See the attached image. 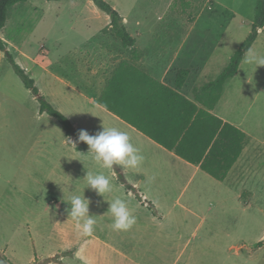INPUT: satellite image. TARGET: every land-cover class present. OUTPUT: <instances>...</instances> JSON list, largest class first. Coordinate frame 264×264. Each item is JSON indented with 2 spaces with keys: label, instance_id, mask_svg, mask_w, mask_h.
Instances as JSON below:
<instances>
[{
  "label": "crops",
  "instance_id": "obj_1",
  "mask_svg": "<svg viewBox=\"0 0 264 264\" xmlns=\"http://www.w3.org/2000/svg\"><path fill=\"white\" fill-rule=\"evenodd\" d=\"M86 1L94 5L92 0ZM172 1L175 0H169L162 13L140 12V16L131 26L128 14L119 13L127 31L134 38L132 47L124 46L114 34L109 25L110 18L106 14L104 27L58 54L55 60L50 62V69L46 73L50 81H58L70 90L81 112L93 114V124L96 128L117 127L127 132L131 143L139 148L145 157L136 169L117 165L124 179L135 188L144 203L138 200L132 191L126 189L117 179L114 170L110 169L109 173L113 178L112 194L109 193V196L103 198L95 197L94 203L88 205L89 214L96 221L93 233L88 237L105 249L102 264H176L175 261L169 263L168 258L173 247L176 246L177 252L179 251V224H171L172 220H167L172 208L162 210L163 206H160L153 195L169 193L184 177H187V180L180 186L181 190L196 176L201 178L195 187L197 191L202 187V181H207L205 191L209 195L206 202L210 210L229 208L240 212L242 218L247 213L252 222L255 218L252 208L258 202V192L264 189V126L261 102L257 103L262 88L261 82L264 81V66L255 67L246 63L247 51L237 72L219 84L215 90L200 96L194 92L195 88L215 77L205 78L204 82L199 84L200 76L204 72L206 76V73L218 67L217 76L250 33L255 2L253 6L250 5L245 15L241 12V6L239 7L243 0H232L237 3L236 8H231L232 16L239 19H236L233 29L227 33L225 32L228 29H224L220 36L211 32L210 27L202 29L198 26L203 18V26H209L206 19L222 17L224 12L215 13L211 10L214 5L220 4L219 0H199L200 4L190 10L180 9L178 6L173 9ZM206 7L211 10L209 13H204ZM7 28L9 26L5 24L0 31L4 32ZM0 38L7 43V48L21 50L7 36L0 34ZM249 49L258 56H264V26L258 30ZM119 68H123V71L117 74L118 79L137 82L132 80L130 73L137 69L174 89L199 108L234 125L248 136V143L224 180H217L198 165L180 158L101 104V96ZM182 69L188 70L189 73L183 82L176 86V73ZM35 85L37 86V83ZM114 93L122 97L116 104L123 112L135 109L142 113L143 103L130 100L128 90L117 89ZM31 100L32 110L7 92L0 91V217L20 225H28L32 218L31 213L26 210L16 211L26 209L27 207L22 206L24 203L39 201V195H36L33 187L36 183L43 185L47 178L50 179L47 170L39 171L36 166L37 122L43 119L44 114H38L36 99ZM255 102L257 106L250 114L247 106L254 105ZM44 133L46 129L40 136H45ZM75 149L81 150L77 145ZM153 176L155 179L148 182V178ZM180 195L173 200V206H179L188 213L192 212L185 204H181ZM117 196L127 202L129 209L137 217L136 224L128 231H116L111 228L113 217L108 209V202ZM147 202L151 204V208H148ZM143 212L146 216H143ZM193 215L198 216L195 212ZM199 217L201 221L192 231L193 237L197 236L199 225L205 221L203 216ZM101 222L111 223L106 230L100 228ZM209 224L211 226V222ZM166 226L169 228L165 232ZM165 233L167 240L163 239ZM241 247L244 249L247 246L243 244L236 247L237 256L242 252ZM64 249L78 260L77 264H82V248L77 249L73 244H67ZM180 253L181 251L178 255ZM164 254L169 256L166 260ZM202 258L201 255L196 256L194 264H211L201 261Z\"/></svg>",
  "mask_w": 264,
  "mask_h": 264
},
{
  "label": "rangeland",
  "instance_id": "obj_2",
  "mask_svg": "<svg viewBox=\"0 0 264 264\" xmlns=\"http://www.w3.org/2000/svg\"><path fill=\"white\" fill-rule=\"evenodd\" d=\"M105 1L119 13L128 14L130 26L140 16V12L162 13L169 2V0ZM219 2L220 4L214 5L211 10L215 13L224 12L222 17L206 19L209 26H203L205 25L203 18L198 26L202 29L210 27L211 32L221 36L224 29H228L225 33L233 29L236 19L239 18L234 19L231 13V8L237 6L236 2L233 3L232 0H219ZM254 2L255 0H243V4H239L242 8L241 12L247 15L250 5L253 6ZM199 4V0L172 1L173 9L178 6L180 9L190 10ZM211 10H207L206 7L204 13H209ZM105 15V12L95 5H90L86 0H28L8 8L6 26L8 25L9 28L4 32L0 31L1 35L7 36L20 47V51L9 47L8 52L27 75L36 79L35 83L45 101L62 113L72 125L74 124L77 131L85 130L90 135L101 130V126L98 128L94 126L93 114L81 112L70 90L58 81H50L46 73L50 69V62L55 60L58 54H62L68 47L104 27ZM217 68L208 72L211 77L207 73L205 76L204 72L198 83L204 82L205 78L216 77ZM261 84L257 103L261 102L262 125L264 126V81ZM0 91L7 92L31 110L33 108L31 99L35 98L39 114L38 99L30 90H27L21 78L16 74L9 56L3 50H0ZM257 103L248 104L250 114L255 110ZM41 113L44 117L37 122L36 166L39 171L47 170L50 179L47 178L43 185L36 183L33 187L36 195H39V201L24 203L22 206L27 208L16 211L26 210L31 213L32 218L28 225H20L13 220L0 217V261L5 264H77L78 260L64 249L65 245L73 244L75 248H82V253L84 252L82 264H102L105 249L92 241L90 237L81 235L76 229L75 221L68 216L67 202L70 193L65 185L70 184L75 194H81L83 190L84 197L91 205L95 197H107L109 193L101 196L95 190L85 187L86 172L102 171L112 185L111 179L113 178L109 173L110 169L101 168L93 160L88 149L76 150L66 143L68 140L76 142L77 136H67L54 116L47 112ZM44 129H46L45 136H40ZM80 143L83 142H76L75 145ZM186 180L187 177L182 178L177 188H171L169 193L153 195L160 206H163L162 210L172 208L167 220H172L171 224L173 222L179 224L180 233L177 246L178 252L181 251V253L178 255L175 246L170 252V257L164 254V259L169 257V263L175 261L176 264H194L196 256L201 255L203 256L201 261L211 264H264V243L261 246L256 245L260 241L264 242V237H262L264 234V189L258 192L256 198L258 202L252 208L255 212L252 222L247 213L242 218L240 212L229 208L210 210L206 202L209 195L205 191L207 181H202L201 186L204 189L201 187L197 191L195 187L201 178L196 176L188 182L184 190H181L180 186ZM179 194H181V204H185L192 212L188 213L179 206H173V200ZM147 203L148 208H151L150 203ZM153 212L156 213V211ZM194 212L198 216L193 215ZM144 215L146 216L143 212ZM199 216H203L205 221L199 225L197 236L193 237L192 231L201 221ZM109 223L101 222L100 228L107 230ZM168 228L166 226L164 231L166 232ZM210 236L213 237L208 239ZM163 239L167 240L166 233ZM243 244L247 247L244 249L241 247L242 252L240 256H237L235 248Z\"/></svg>",
  "mask_w": 264,
  "mask_h": 264
},
{
  "label": "trees",
  "instance_id": "obj_3",
  "mask_svg": "<svg viewBox=\"0 0 264 264\" xmlns=\"http://www.w3.org/2000/svg\"><path fill=\"white\" fill-rule=\"evenodd\" d=\"M25 1L28 0H0V29L7 22L8 8ZM92 2L109 16V25L122 44L132 47L134 38L127 31L119 12L105 0H92ZM263 26L264 0H255L254 19L250 33L234 51L226 67L214 79L194 89L195 95L200 96L215 90L219 84L237 72L244 54L256 39L258 30ZM0 50L6 52L16 74L21 78L25 87L38 99L39 111L54 116L67 135L78 137L79 131L62 113L45 101L34 80L13 60L8 52L7 43L2 38H0ZM122 69L119 68L108 82L100 99L101 104L161 146L173 151L180 158L198 165L213 178L224 180L248 143V136L234 125L199 108L174 89L157 82L137 69L130 72L132 80L137 82L118 79L117 74L123 71ZM188 73L186 69L177 71L176 86L183 82ZM117 89L128 90L127 95L130 96V100L143 103L142 113L135 109L123 112L116 104L122 98L115 95L114 91ZM77 148L88 149V145L83 142L77 144ZM114 172L126 189L131 190L142 201L135 188L124 179L117 165H114ZM263 243L260 241L256 245L261 246Z\"/></svg>",
  "mask_w": 264,
  "mask_h": 264
},
{
  "label": "clouds",
  "instance_id": "obj_4",
  "mask_svg": "<svg viewBox=\"0 0 264 264\" xmlns=\"http://www.w3.org/2000/svg\"><path fill=\"white\" fill-rule=\"evenodd\" d=\"M245 62L255 67L264 66V56H258L249 49ZM76 142L86 143L88 145V152L91 153L93 160L104 169H114V165L136 169L145 159L140 149L131 143L128 133L117 127L101 126V130H98L94 135H90L85 130H80ZM76 142L68 140L66 143L75 148ZM84 178L86 179L85 187L95 190L97 194L103 196L105 193L112 192V185L102 171L86 172ZM154 179V176L149 177L148 182ZM65 187L70 193L67 202L69 205L67 209L68 216L75 221L76 229L83 236H90L93 233L96 221L89 214V200L84 197L83 190L81 194H75L70 184L65 185ZM108 204V209L113 217L111 224L113 230L128 231L136 224L137 217L129 209L124 199L117 196L108 202ZM0 264H3V262L0 261Z\"/></svg>",
  "mask_w": 264,
  "mask_h": 264
}]
</instances>
